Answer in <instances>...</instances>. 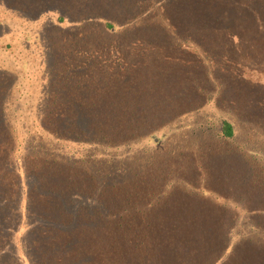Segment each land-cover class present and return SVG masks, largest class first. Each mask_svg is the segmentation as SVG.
Here are the masks:
<instances>
[{
	"label": "trees",
	"instance_id": "trees-1",
	"mask_svg": "<svg viewBox=\"0 0 264 264\" xmlns=\"http://www.w3.org/2000/svg\"><path fill=\"white\" fill-rule=\"evenodd\" d=\"M51 12L38 126L54 139L158 144L204 105L220 118L198 147L152 152L102 183L22 149L0 71V264H264V241L227 244L244 215L264 233V0H0V26Z\"/></svg>",
	"mask_w": 264,
	"mask_h": 264
},
{
	"label": "rangeland",
	"instance_id": "rangeland-1",
	"mask_svg": "<svg viewBox=\"0 0 264 264\" xmlns=\"http://www.w3.org/2000/svg\"><path fill=\"white\" fill-rule=\"evenodd\" d=\"M53 14H45L37 23L13 16L12 21L0 26V41H10L13 37L11 40L17 44L12 53L0 52V71L13 76L3 101V118L14 132L22 135V149L87 166L102 183H119L143 166L152 152L196 148L216 130L220 114L207 104L159 130L157 135L164 132V137L158 144H147L148 138H141L138 142L112 148L103 144L56 140L45 133L39 128L38 119L48 92L51 60L44 30L55 22ZM72 26L65 21L64 28ZM15 167L14 163L10 166L11 169ZM26 182L30 184L32 180ZM72 200L75 205L92 204L91 200L82 197ZM244 237L264 241L262 230L250 223L245 215L229 231L227 244L232 247ZM15 251L17 253L16 248L13 255ZM226 256L224 253L223 258Z\"/></svg>",
	"mask_w": 264,
	"mask_h": 264
}]
</instances>
